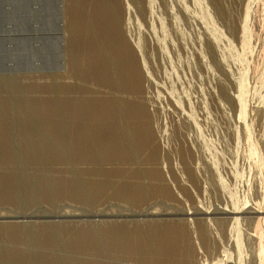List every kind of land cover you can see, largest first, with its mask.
<instances>
[{"label":"rangeland","instance_id":"1","mask_svg":"<svg viewBox=\"0 0 264 264\" xmlns=\"http://www.w3.org/2000/svg\"><path fill=\"white\" fill-rule=\"evenodd\" d=\"M0 155V264H264V0H0Z\"/></svg>","mask_w":264,"mask_h":264},{"label":"bare ground","instance_id":"2","mask_svg":"<svg viewBox=\"0 0 264 264\" xmlns=\"http://www.w3.org/2000/svg\"><path fill=\"white\" fill-rule=\"evenodd\" d=\"M128 5H130V3L128 4ZM151 12V11H150ZM116 15V14H115ZM115 24H116V22H114ZM117 26V25H116ZM209 36V35H208ZM124 37V36H123ZM211 37V36H210ZM209 37V38H210ZM211 41V40H210ZM212 43V42H211ZM215 43V42H214ZM214 45V44H213ZM215 46V45H214ZM213 46V47H214ZM207 48H209V47H207ZM210 48H211V46H210ZM211 52H212V49H211ZM213 53V52H212ZM211 53V54H212ZM199 55V54H198ZM202 59V58H201ZM203 59H204V57H203ZM205 60V59H204ZM203 60V61H204ZM260 65V64H259ZM113 69V68H112ZM235 80V79H234ZM233 80V81H234ZM140 86H141V84H140ZM225 87V86H224ZM226 88V87H225ZM147 90V89H146ZM225 90V89H224ZM233 94V93H232ZM228 95H230V94H228ZM159 97V96H158ZM230 97H231V95H230ZM233 98V97H232ZM152 99V98H151ZM118 100H120L119 98H118ZM117 100V98L115 99H112L111 101H107V103H106V107H107V110H109V108H111L114 104H117V103H119V102H121L122 100H120V101H118ZM203 104V103H202ZM130 105V104H129ZM134 105V104H133ZM146 105V104H145ZM204 107V106H203ZM138 108H140V107H138ZM150 109V108H149ZM132 110V109H131ZM180 110V109H179ZM207 110V109H206ZM137 111V110H136ZM181 111H183V110H181ZM128 112H129V110H128ZM133 112H134V110H133ZM141 112V111H140ZM140 112H139V114H140ZM132 113V112H131ZM145 113V112H144ZM143 113V114H144ZM207 113V112H206ZM113 116V115H112ZM133 116V115H132ZM114 117V116H113ZM113 117H112V119H113ZM137 117H139V116H137ZM144 117V116H143ZM148 117V116H147ZM59 118V117H58ZM110 118V117H109ZM115 118V117H114ZM136 118V117H135ZM144 118H146V117H144ZM143 118V119H144ZM149 118V117H148ZM100 120V119H99ZM102 120V119H101ZM100 120V121H101ZM138 120V119H137ZM139 121V120H138ZM60 125H63V122L62 121H57ZM149 122H150V120H149ZM148 123V122H147ZM141 124V123H140ZM117 127L118 126H120V124H118V125H116ZM144 126V125H143ZM189 127V126H188ZM55 128V127H54ZM57 129H56V131H58V128H59V125H57V127H56ZM117 129H119V128H117ZM36 130V129H35ZM34 130V132H37V131H35ZM78 130H80V129H78ZM152 130V129H151ZM6 131L7 130H5V134L3 135V136H5V142H6V144H7V147H9V148H7V151H5V152H7V159H9L8 161H10L11 163L12 162H16V160H17V150L18 149H15V148H12V145L14 146V143H12V141H10L9 139H8V134H6ZM55 131V130H54ZM148 131V130H147ZM74 132H76L77 133V131H74ZM80 131H78V133H79ZM142 132H143V130H142ZM144 132H146V131H144ZM151 132V131H150ZM1 134H3V133H1ZM143 134V133H142ZM120 135H121V133H120ZM2 136V135H1ZM122 136L123 135H121L120 137L122 138ZM145 136V135H144ZM21 138V137H20ZM2 142V141H1ZM119 142V139H117V141L115 142V143H118ZM28 143V142H27ZM109 143V141H108V139H103V141H102V143L100 142V144H101V147H103L104 146V144L105 145H107ZM58 146H57V148H60L61 147V145H65L66 144V140L65 139H63V138H61V137H59V142L58 143H56ZM5 145V144H4ZM77 147H76V146ZM103 145V146H102ZM116 145V144H115ZM28 146H29V144H28ZM74 146H75V148H74V150L77 148V152H76V150H75V152H76V154H77V156L78 157H80L81 159L82 158H89L92 154H94V149H93V147H92V145L88 142V143H83L80 139L75 143L74 142ZM4 147H6V146H4ZM66 147V146H65ZM64 147V148H65ZM19 148V147H18ZM62 148V147H61ZM72 146L69 148V147H67V150H65V149H61V151H57V152H53V151H48L49 153H50V155L52 156V158L53 157H56V156H58V157H61V159L62 158H64L67 154H68V156H69V153L72 151ZM107 148V147H106ZM22 149H23V147H22ZM24 151H26V152H29V153H32L33 151H34V149L33 150H30V149H26V150H24ZM23 151V152H24ZM102 151H105L104 149H102ZM106 151H107V149H106ZM109 151V150H108ZM22 152V153H23ZM22 153H19L18 152V154L20 155V154H22ZM67 153V154H66ZM106 153V152H105ZM27 153H25V155H26ZM24 155V156H25ZM33 155H34V152H33ZM37 155V154H36ZM36 155H34V156H36ZM49 155V154H48ZM50 155H49V158H50ZM28 156V155H27ZM31 156V155H30ZM43 156V155H42ZM47 156V155H46ZM68 156H66L67 158H68ZM6 157V156H5ZM20 157V156H19ZM29 157V156H28ZM32 157V156H31ZM39 157V156H38ZM41 157V156H40ZM58 157H56V158H58ZM34 158L35 157H33V160H34ZM46 158V157H45ZM66 158V159H67ZM0 159H1V155H0ZM30 158H28V160H29ZM40 159H42V158H40ZM26 160V159H25ZM38 160V162L40 161L39 159H37ZM36 160V161H37ZM44 160V162H45V159H43ZM57 160V159H56ZM18 161V160H17ZM35 161V160H34ZM51 161V160H50ZM53 161V160H52ZM55 161V160H54ZM14 162V163H15ZM19 162V161H18ZM37 162V163H38ZM36 163V162H35ZM41 163V162H40ZM16 164V163H15ZM18 164V163H17ZM23 164V163H22ZM18 165H20V164H18ZM38 165V164H37ZM42 165H43V163H42ZM24 166V165H23ZM20 167V166H19ZM46 168V167H45ZM42 171V170H41ZM47 171V170H46ZM69 171H71V170H69ZM22 172V171H21ZM51 172V171H50ZM42 173V172H41ZM43 173H45V172H43ZM53 173V172H52ZM194 173V172H193ZM50 175V174H49ZM17 175H15L14 176V174H13V179H14V177H16ZM43 176V175H42ZM47 176V175H46ZM52 176H53V174H52ZM48 177V176H47ZM44 178H45V176H44ZM197 179V178H196ZM15 180H17V179H15ZM45 180V179H44ZM47 180V179H46ZM45 180V181H46ZM52 180V179H51ZM50 180V181H51ZM18 181V180H17ZM49 181V180H48ZM47 181V182H48ZM49 181V182H50ZM49 182L47 183V184H49ZM16 183V185L18 184V182H15ZM43 183H46V182H43ZM146 187V186H145ZM143 188V187H142ZM147 189V188H146ZM26 201V200H25ZM230 204V203H229ZM246 208V207H245ZM179 209V208H178ZM202 210V209H201ZM248 210H249V208H248ZM180 212H176V214H184V215H193V214H219V213H231V212H228L227 210L226 211H214V212H203V211H200V212H195L194 213V211L193 212H187V211H185V210H179ZM212 211V210H211ZM252 211V210H251ZM130 212V211H129ZM237 213H238V211H236ZM236 212H233V213H236ZM254 212V211H253ZM255 212H257V211H255ZM122 213V212H121ZM124 213V212H123ZM239 213L241 214V212L239 211ZM244 213V214H243ZM245 213H252V212H242V214L243 215H245ZM258 213V212H257ZM45 214V213H44ZM57 214V213H56ZM61 214V213H60ZM77 214V213H76ZM99 214H102V213H99ZM115 214V213H114ZM50 215V214H49ZM53 215V214H52ZM51 215V216H52ZM59 215V214H58ZM64 215H67V214H64ZM90 215V214H89ZM92 215V214H91ZM95 215V214H94ZM97 215V214H96ZM106 216L108 215V214H105ZM111 215H113V214H111ZM122 215H125V216H135V215H150V216H152V215H173V213L172 212H167V213H152V212H145V213H136L135 211L133 212V211H131L130 213H127V214H122ZM239 215V214H238ZM250 215V214H249ZM12 216H14V215H4V216H2V215H0V218H3V217H12ZM36 216V214H34V213H31V214H29V215H20V216H15V217H20V218H25L26 219V221L24 222L25 224H27V223H29L28 222V220L27 219H29V218H31V217H35ZM40 216V215H39ZM59 216H62L63 217V215L61 214V215H59ZM44 217V216H43ZM52 217H54V216H52ZM105 217V216H104ZM68 220V219H67ZM137 220V219H136ZM60 221V220H59ZM115 222V221H114ZM117 222V221H116ZM121 224H123V223H121ZM109 226V225H108ZM117 226V225H116ZM160 227H163V226H160ZM17 228V227H16ZM26 228V227H25ZM122 228V227H121ZM210 228V227H209ZM49 230V231H48ZM94 230V232H95V229H93ZM167 230H169V229H167ZM12 231V230H11ZM42 232H44V231H42ZM46 232L49 234V236H47V235H45V236H47V237H49V238H47V239H49V240H54V238L56 237L55 236V231L52 229H50V228H48L47 230H46ZM57 232V231H56ZM90 232V231H89ZM92 232V231H91ZM89 233V235L87 234V238L91 241V242H93V245L95 246V244H96V241L97 242H99V239L97 238V234H94V233ZM109 232V231H108ZM98 233V232H97ZM116 234V233H115ZM206 229H205V227L203 228V227H201L200 228V235H201V237L202 238H205V236H206ZM20 236H23V234L22 235H20ZM117 235H111L110 233H109V236H108V238H109V240H111V242H112V240L115 238V244H116V240H117V237H116ZM87 239V240H88ZM147 240V239H146ZM145 240V243H144V241H142V240H140L139 238L137 239V241H132L131 243H133L134 245V248L136 249V248H138V250H142V252H143V249H144V247L146 246V245H148V243H147V241ZM120 241H123L122 239L120 240ZM53 242V241H52ZM90 243V242H89ZM159 243V244H158ZM158 243H154V245L156 246V248L158 249V250H160V249H162L163 248V246H162V243H163V240L162 239H160L159 241H158ZM149 244H151V243H149ZM114 245V244H113ZM179 247L182 249V250H184V249H186V244H185V238H183V239H180L179 240ZM120 248V247H119ZM120 250V249H119ZM185 255V251H184V253L182 254V257H181V264H185V263H188L189 261L190 262H192V255H191V253L187 256V257H185L184 256ZM21 256H22V254H21ZM63 260V259H62ZM69 262H70V260H69Z\"/></svg>","mask_w":264,"mask_h":264}]
</instances>
